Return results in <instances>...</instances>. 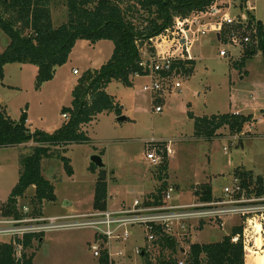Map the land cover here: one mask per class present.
Instances as JSON below:
<instances>
[{"label": "rangeland", "instance_id": "rangeland-1", "mask_svg": "<svg viewBox=\"0 0 264 264\" xmlns=\"http://www.w3.org/2000/svg\"><path fill=\"white\" fill-rule=\"evenodd\" d=\"M254 3L255 14L264 31V0ZM52 18L56 28L67 21V10L61 0L55 2ZM9 44L10 38L0 28V55ZM162 47L165 49L164 44ZM222 48L233 55L238 51L230 46L223 47L214 33L196 37L191 48L196 63L192 75L163 81V90L158 93L144 91L151 82L147 76L135 77L132 87L111 83L107 93L120 104L121 116L127 120L118 121L116 113H106L83 128L90 143L69 145L64 149L65 157L71 161L73 176L67 174L57 156L44 160L42 173L54 186L56 200L44 202L41 213L37 214L38 205L32 202L35 188H30L18 204L23 217L55 218L96 212L95 193L101 170L107 175L108 208L119 209L144 194L149 196L160 187L157 168L146 159L151 142H166L165 146L172 151L168 155V184L178 188L174 198L179 203L194 202L196 191L205 184L211 186L214 196H219L224 186L231 183L236 169L251 171L254 178L264 180V53L247 58L245 66L238 68L239 64L235 63L239 61L220 57ZM113 51L112 41L96 44L78 41L68 62L58 69L54 79L40 87L37 86V66L10 64L6 67L5 81L11 88L0 81V101L13 120L26 114L32 132L53 133L68 119L63 117V109L71 106L78 80L89 70L104 65ZM142 52L143 59L153 57L146 49ZM177 82L181 84L178 90L175 88ZM155 97L160 99L158 103H154ZM156 105L163 108L161 114L154 112ZM227 113L251 115L256 122L241 136H232L225 129L213 141L194 138L191 115ZM33 146L34 143H30L22 148H0V214L1 206L8 202L18 184L20 156L30 153ZM95 155L102 157L104 169L95 166L97 170L92 172L91 159ZM239 225V218L228 221L224 229L205 225L202 230H193L188 238L191 244L218 243ZM95 238L92 230L43 233V241L34 242V264H99L91 250ZM183 240L180 245L189 252L190 245ZM10 241L0 238V243ZM136 246H144L140 237L128 243L127 255L131 258L125 260V264L145 263L146 259L134 253ZM160 255L159 250L147 253L152 264H156ZM165 256L169 257L170 253ZM174 257L183 261L180 254Z\"/></svg>", "mask_w": 264, "mask_h": 264}, {"label": "trees", "instance_id": "trees-1", "mask_svg": "<svg viewBox=\"0 0 264 264\" xmlns=\"http://www.w3.org/2000/svg\"><path fill=\"white\" fill-rule=\"evenodd\" d=\"M59 0H0V28L10 38V44L0 55V81L5 79V66L10 64H31L39 68L37 86L40 87L54 79L57 68L64 66L76 43L81 40L96 44L108 40L114 43L111 58L99 69L89 70L81 77L72 92L70 107L63 109L64 123L53 133L36 130L32 132L23 114L19 120H13L5 104L0 101V148L20 147L34 143L30 153L20 156V178L11 192L8 202L1 206V216L20 218L23 215L18 208L19 200L34 187L33 203L42 211L44 202L56 200L55 188L42 173V162L57 156L63 163L69 176L74 172L71 161L65 157V147L90 143L83 128L94 122L99 115L116 113L122 115L120 104L107 93L108 86L118 82L127 87L133 86L137 76H148L149 71L140 67L143 49L155 54L150 43L152 38L163 34L174 26L177 18H188L193 14L206 11L216 0H61L67 10V21L56 28L53 24L52 8ZM260 52L264 53V31L260 25ZM257 51H247L238 63L243 68L249 57ZM195 61H176L170 72H161L160 77L181 75L191 76ZM157 97L155 102H159ZM194 138L213 141L221 136L220 131L227 130L230 135H241L248 126L256 121L251 115L216 114L195 117ZM166 143V142H165ZM162 143V162L156 166V176L160 187L149 197L160 198L168 187V154ZM97 168L91 164V171ZM238 177L245 187L256 186L257 196H264V180L254 178L251 171L236 169ZM177 188V187H176ZM178 189V188H177ZM201 201H211L214 196L210 185H202L196 191ZM107 175L100 171L96 185L95 210L107 208ZM158 200V199H157ZM201 223L198 230L204 228ZM244 229L247 233L244 237ZM240 236L238 242L233 239ZM43 235H27L22 240L0 243V264H34V242L41 243ZM189 238L183 241L190 245V251L182 253L180 240L165 238L156 264H178L180 254L184 264H264V220L253 222L246 220L245 225L232 229L229 236L213 244H191ZM21 245V256L17 255V246ZM185 250V249H184ZM28 251H32L29 253ZM170 256L166 257L165 253ZM146 259V260H145ZM145 260V263L143 262ZM143 264H152L147 254ZM99 264H107L106 258Z\"/></svg>", "mask_w": 264, "mask_h": 264}, {"label": "built area", "instance_id": "built-area-1", "mask_svg": "<svg viewBox=\"0 0 264 264\" xmlns=\"http://www.w3.org/2000/svg\"><path fill=\"white\" fill-rule=\"evenodd\" d=\"M254 1L216 0L204 12L188 18H177L173 27L152 38L150 43L156 53L140 63V67L149 71L147 77L151 78L150 84L143 88L144 91L153 94L161 92L163 81L179 77L180 71L167 78L160 77V73L170 72L176 61L194 60L191 48L199 35L214 33L219 36L218 42L223 47L238 49L233 55L222 48L219 55L223 58L240 61L248 50L259 53L261 22L255 14ZM175 88L180 89L181 84L177 82ZM154 112L161 114L163 108L156 105ZM63 117L67 118L66 115ZM162 143H150L151 149L146 153V159L151 165L161 164ZM166 152L168 155L172 154L168 146ZM255 190V184L245 187L241 179L233 176L231 183L224 186L221 194L207 202L195 195L194 202L179 203L174 198L177 188L169 184L158 200L144 196L119 209L107 207L88 214L55 218H6L0 215V238L15 241L22 240L27 235H43L51 231L92 230L96 235L91 247L94 257L98 260L106 258L107 264H125L124 261L131 258L127 255V245L134 237H140L144 243L143 247L134 248V253L142 259L147 253L160 251L165 238H190L192 231L197 230L201 223L224 229L228 221L234 218H239L241 225H245L246 220H264V196H257ZM246 233L247 229H244V237ZM240 238L236 236L233 241L238 242ZM21 251L22 247L18 245V257L21 256ZM258 252L264 253V248ZM178 264H184V261H179Z\"/></svg>", "mask_w": 264, "mask_h": 264}, {"label": "water", "instance_id": "water-1", "mask_svg": "<svg viewBox=\"0 0 264 264\" xmlns=\"http://www.w3.org/2000/svg\"><path fill=\"white\" fill-rule=\"evenodd\" d=\"M126 120H127V118L123 117V116H120L118 118V121H126ZM91 160H92V164H94L96 167H98L99 169H104V163H103V160H102L101 156L95 155V156L92 157ZM182 253H185L184 249H182Z\"/></svg>", "mask_w": 264, "mask_h": 264}, {"label": "crops", "instance_id": "crops-1", "mask_svg": "<svg viewBox=\"0 0 264 264\" xmlns=\"http://www.w3.org/2000/svg\"><path fill=\"white\" fill-rule=\"evenodd\" d=\"M261 22V21H260ZM261 24H262V22H261ZM216 38H217V40H218V37L216 36ZM8 66V65H7ZM7 66H5V79H6V67ZM58 69L59 68H57V70H56V74H57V72H58ZM56 74H55V76H56ZM5 79H4V85L6 86V87H9V88H11V86H9L8 84H7V82L5 81ZM156 98V97H155ZM238 114V113H237ZM211 116V115H210ZM26 146H28V144L27 145H23V146H20L19 148H22V147H26ZM146 197V196H148V193L147 194H144V195H142V197ZM214 196V195H213ZM215 197V196H214ZM122 206H124V205H122Z\"/></svg>", "mask_w": 264, "mask_h": 264}]
</instances>
